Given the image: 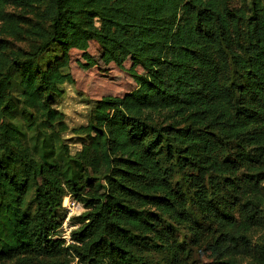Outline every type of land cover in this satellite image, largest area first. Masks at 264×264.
<instances>
[{
    "label": "trees",
    "instance_id": "obj_1",
    "mask_svg": "<svg viewBox=\"0 0 264 264\" xmlns=\"http://www.w3.org/2000/svg\"><path fill=\"white\" fill-rule=\"evenodd\" d=\"M8 4L39 41L0 45V264H198L203 243L202 264H264V0H0V20ZM91 40L145 73L96 100L73 153L55 101ZM68 193L86 209L66 243Z\"/></svg>",
    "mask_w": 264,
    "mask_h": 264
},
{
    "label": "rangeland",
    "instance_id": "obj_2",
    "mask_svg": "<svg viewBox=\"0 0 264 264\" xmlns=\"http://www.w3.org/2000/svg\"><path fill=\"white\" fill-rule=\"evenodd\" d=\"M6 12L12 17L11 19L0 20V39L4 40V42H0V45H6L3 49L4 54L8 55L12 50L19 48L32 49L39 41L31 31V25L36 20L35 11L8 4ZM13 22L20 25V31L12 32L10 30L9 26L13 25ZM86 54L90 56V59L85 57ZM52 56L53 54H48L45 58ZM133 67L130 58L126 59L122 66L114 61H107L103 57L101 45L95 40L89 42L86 51L77 48L70 51L69 71L72 73L74 81L60 86L62 94L56 99L55 107L65 115L68 131L63 134V138L73 153L81 149L83 141L72 133L71 129L87 122L90 111L99 98L106 95L121 97L132 92L137 87V82L132 75L131 68ZM134 69L138 73H145L139 65L135 66ZM96 186L103 190L102 186L98 184ZM72 224L78 227L80 222L72 218ZM186 232V228L180 227L177 234L182 238L187 236ZM252 233L253 240L259 242L264 230L256 228ZM191 247L190 260L198 264L211 260L204 243L200 246L192 244ZM152 255L156 259L163 257L162 254L152 253ZM243 259L246 262L250 257ZM12 264L16 263L13 262Z\"/></svg>",
    "mask_w": 264,
    "mask_h": 264
},
{
    "label": "built area",
    "instance_id": "obj_3",
    "mask_svg": "<svg viewBox=\"0 0 264 264\" xmlns=\"http://www.w3.org/2000/svg\"><path fill=\"white\" fill-rule=\"evenodd\" d=\"M63 205L66 208V216L58 229L57 237H63L66 243L72 242L71 232L77 225L72 224V217L85 211L84 204L71 194L65 195Z\"/></svg>",
    "mask_w": 264,
    "mask_h": 264
}]
</instances>
